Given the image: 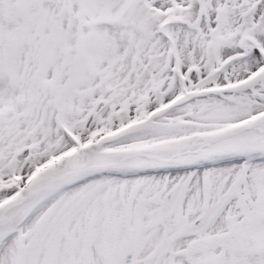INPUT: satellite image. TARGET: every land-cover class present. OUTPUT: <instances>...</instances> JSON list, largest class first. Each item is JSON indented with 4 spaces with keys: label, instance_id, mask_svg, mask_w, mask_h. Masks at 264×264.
I'll return each mask as SVG.
<instances>
[{
    "label": "snow or ice",
    "instance_id": "6c2138e0",
    "mask_svg": "<svg viewBox=\"0 0 264 264\" xmlns=\"http://www.w3.org/2000/svg\"><path fill=\"white\" fill-rule=\"evenodd\" d=\"M0 264H264V0H0Z\"/></svg>",
    "mask_w": 264,
    "mask_h": 264
}]
</instances>
